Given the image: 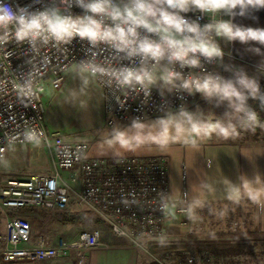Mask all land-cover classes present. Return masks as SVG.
Wrapping results in <instances>:
<instances>
[{
  "label": "built area",
  "instance_id": "obj_1",
  "mask_svg": "<svg viewBox=\"0 0 264 264\" xmlns=\"http://www.w3.org/2000/svg\"><path fill=\"white\" fill-rule=\"evenodd\" d=\"M88 3L89 0H84ZM123 7L128 0H113ZM0 8H7L13 19L0 23V158L16 144H34L47 149L59 169L70 172L80 188L73 190L59 172H38L24 178L9 179L0 185V210H18L32 206L55 209L75 214L90 211L104 222L115 236L142 245L143 238L162 237L169 214V175L167 160L154 155L91 156L90 143L71 139L58 130H51L45 118L43 92L47 86L59 87L66 72L80 64L94 76L103 91V108L106 123L139 122L180 110L194 101L200 91L195 84L183 87L185 80L203 81L211 76L222 79L220 60L232 53L217 44L218 33L213 29L224 22L216 15L218 10H201L188 7L179 15L200 27V38L219 49L220 55L205 57L199 52L188 53L198 59L197 66L169 62L167 53L158 62L151 57L117 52L111 45L92 44L87 38L74 35L66 41L43 36L17 39L19 19L26 20L41 12H53L76 20L85 15L76 0H0ZM103 19L110 25L107 18ZM206 25H212L206 30ZM141 37L147 35L159 42L160 34L138 29ZM184 35L176 34L177 39ZM131 70L141 76L124 82L123 73ZM160 73L162 81L154 83ZM178 73L179 78L171 76ZM255 118H264V79L259 85L258 100L250 111ZM101 228L81 231L71 241L51 243L44 234H32L31 222L23 215L8 216L5 229L0 232L3 243L1 258L4 262L34 261L74 253L77 264H87L90 249L105 246ZM171 263L170 254L160 256ZM181 264V263H180ZM183 264H219L211 256L198 258L190 253Z\"/></svg>",
  "mask_w": 264,
  "mask_h": 264
},
{
  "label": "rangeland",
  "instance_id": "obj_2",
  "mask_svg": "<svg viewBox=\"0 0 264 264\" xmlns=\"http://www.w3.org/2000/svg\"><path fill=\"white\" fill-rule=\"evenodd\" d=\"M227 57L224 55L220 60L221 80L236 82L243 75L260 85L264 79L263 71L228 61ZM162 80V75L158 73L153 81L159 84ZM43 100L48 127L68 138L88 141L92 155L163 156L167 165L169 159L171 180H174V189L179 196H182L181 146L200 138L213 137L217 127L211 120L213 106L210 100H200L195 105L196 99L180 110L168 111L139 122H117L110 126L106 123L101 87L94 76L77 63L69 67L59 87H46ZM257 100L258 95L256 98L249 96L246 101L248 111ZM226 102L219 100L220 105ZM216 110L220 111L218 108ZM221 112L225 113L224 110ZM222 126L225 127V124ZM217 131L223 132L222 129ZM233 136L238 140L264 138V118L249 119L245 112H239ZM38 172H59L66 177L69 174L56 166L47 149L34 144L12 145L6 156L0 158V185L6 184L9 179L24 178ZM70 187L78 190L74 182L70 183ZM176 202V212L180 215L174 219L171 236L143 238L142 245L149 253L157 256L170 254L172 264H183L190 253L198 258L211 256L219 264H264V231L251 224L252 206L249 203ZM26 209L0 210V232L4 231L8 216L23 215L22 211ZM60 214L62 221L80 222L83 229L99 227L102 235L109 231L108 226L90 211ZM2 246L0 239V257Z\"/></svg>",
  "mask_w": 264,
  "mask_h": 264
},
{
  "label": "crops",
  "instance_id": "obj_3",
  "mask_svg": "<svg viewBox=\"0 0 264 264\" xmlns=\"http://www.w3.org/2000/svg\"><path fill=\"white\" fill-rule=\"evenodd\" d=\"M189 7L194 5L189 4ZM225 10V9H223ZM222 9L216 12L222 19ZM242 13V14H241ZM224 22L240 29L264 30V6L248 5L228 10ZM217 32V26H213ZM217 44L232 53L226 59L252 66L264 72V44L258 41L241 42L229 39L222 32L218 34ZM225 61V58L223 59ZM195 105L200 100H210L213 106L211 120L217 125L214 136L197 139L181 146L182 196L174 189L169 165V214L164 235L171 236L174 230L176 201L195 204L199 202H246L252 206L250 222L264 231V138L235 139L233 131L237 124V112L229 103L219 104L218 97H207L203 92L196 96ZM219 106V107H218ZM226 106V107H225ZM220 109L218 112L216 109ZM224 110V112H221ZM225 124V127L222 125ZM222 129L223 132L217 130ZM216 131V132H215ZM225 131V132H224ZM90 151V150H89ZM89 155H92L89 152ZM180 161V160H179ZM69 172V171H68ZM63 176L70 183L80 182L76 178ZM61 211L40 206L28 207L22 214L31 222L32 234H44L56 245L61 240L71 241L86 229L75 221H62ZM106 225V224H105ZM109 228V227H108ZM102 232V231H101ZM163 235V236H164ZM170 235V236H168ZM105 246L92 248L87 253V264H172L163 262L160 256L149 253L143 245H135L128 239L118 237L107 231L101 235ZM14 264H77L74 253L34 261H18Z\"/></svg>",
  "mask_w": 264,
  "mask_h": 264
},
{
  "label": "clouds",
  "instance_id": "obj_4",
  "mask_svg": "<svg viewBox=\"0 0 264 264\" xmlns=\"http://www.w3.org/2000/svg\"><path fill=\"white\" fill-rule=\"evenodd\" d=\"M76 3L85 12L83 17L76 20L62 17L55 11L41 12L27 20L20 17L17 39L23 40L29 36L36 39L43 36L45 42L49 38L66 41L78 35L87 38L94 45L98 42L107 43L117 52H126L129 57L140 55L151 57L158 62L167 53L169 62L180 61L182 65L197 66L198 59L194 56L189 59L188 53L199 52L205 57L212 58L220 55V52L216 46L200 38L199 25L189 23L179 15V12L187 11L189 4L201 10L213 11L231 10L237 5L241 8L248 5L264 6V0H128L123 7L114 4L113 0H89L88 3L76 0ZM95 16L107 18L111 24H105L103 19L97 20ZM12 19V13L7 8H0V23H7ZM141 28L149 34H160L159 42L147 35L141 37L138 31ZM205 28L210 30L212 25H206ZM221 32L229 39H238L241 42L251 40L264 44V30L251 28L233 30L228 24L221 23L217 25V33ZM184 33L195 34V38L188 35H184L182 39L176 38V34ZM123 75L126 83L131 82L133 77L137 81L141 80V76L131 70H125ZM170 75L179 78L178 73ZM192 84H195L196 90L203 92L205 96L209 98L215 96L220 101L226 100L237 112H245L249 119L255 118V114L249 112L246 106L249 96L256 98L259 93V85L255 80L241 75L236 82H232L209 76L203 83L185 80L183 87L189 88Z\"/></svg>",
  "mask_w": 264,
  "mask_h": 264
},
{
  "label": "trees",
  "instance_id": "obj_5",
  "mask_svg": "<svg viewBox=\"0 0 264 264\" xmlns=\"http://www.w3.org/2000/svg\"><path fill=\"white\" fill-rule=\"evenodd\" d=\"M222 17H223V19H227V17H228V10L227 9H225V10L222 11ZM0 264H7V263L4 262L2 260V258L0 257Z\"/></svg>",
  "mask_w": 264,
  "mask_h": 264
}]
</instances>
